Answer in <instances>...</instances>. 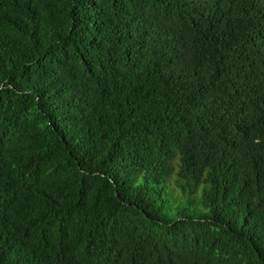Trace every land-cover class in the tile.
Instances as JSON below:
<instances>
[{
	"label": "trees",
	"instance_id": "trees-1",
	"mask_svg": "<svg viewBox=\"0 0 264 264\" xmlns=\"http://www.w3.org/2000/svg\"><path fill=\"white\" fill-rule=\"evenodd\" d=\"M0 264H264V0H0Z\"/></svg>",
	"mask_w": 264,
	"mask_h": 264
}]
</instances>
